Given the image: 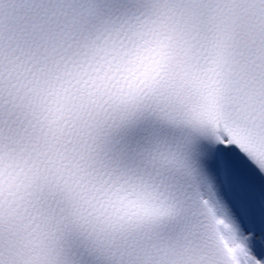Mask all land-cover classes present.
Instances as JSON below:
<instances>
[{
	"label": "snow or ice",
	"instance_id": "1",
	"mask_svg": "<svg viewBox=\"0 0 264 264\" xmlns=\"http://www.w3.org/2000/svg\"><path fill=\"white\" fill-rule=\"evenodd\" d=\"M0 264H264V0H0Z\"/></svg>",
	"mask_w": 264,
	"mask_h": 264
}]
</instances>
